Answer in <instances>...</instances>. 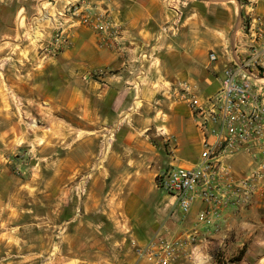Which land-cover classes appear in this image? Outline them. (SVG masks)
Wrapping results in <instances>:
<instances>
[{
    "label": "crops",
    "instance_id": "0c3cea01",
    "mask_svg": "<svg viewBox=\"0 0 264 264\" xmlns=\"http://www.w3.org/2000/svg\"><path fill=\"white\" fill-rule=\"evenodd\" d=\"M73 1L57 0V12ZM244 1L264 15V0ZM110 11L121 36L109 39L90 26L71 25L69 46L34 75L31 89L36 93L31 90L30 96L45 112L78 109L93 124L113 117L133 155L112 157L95 171L84 207L75 212L71 207H0V264H153L139 251L155 237L187 243L193 233L199 239L198 261L210 256L208 264H262L263 187L248 207L227 211L226 223L217 231L198 223L205 207L201 200L185 216L176 197L155 183L164 172L161 165L190 169L199 162L203 134L189 106L175 100L174 90L188 84L201 100L219 90L221 73L234 60L243 1H192L178 29L172 27L175 14L168 0H113ZM211 53L216 62L210 61ZM103 109H109L105 116ZM30 136L18 120L3 118L1 149L21 146ZM232 165L238 175L250 166L247 156L235 158ZM10 224L13 234L6 230ZM48 227L65 228L56 243L58 253L53 237L37 231ZM231 258L237 261L231 263ZM175 264L190 261L182 256Z\"/></svg>",
    "mask_w": 264,
    "mask_h": 264
},
{
    "label": "built area",
    "instance_id": "2783aa9c",
    "mask_svg": "<svg viewBox=\"0 0 264 264\" xmlns=\"http://www.w3.org/2000/svg\"><path fill=\"white\" fill-rule=\"evenodd\" d=\"M168 1L175 14L172 27L178 29L189 0ZM112 2H69L60 14L69 21L60 23L55 53L69 46V28L77 22L106 38L120 37L119 28L110 19ZM232 52L234 60L223 69L220 88L214 95L201 100L188 84L175 88V100L189 106L203 134V150L194 167L164 171L158 185L176 197L185 216L193 203L201 200L205 207L197 216L198 223L217 231L226 223L227 211L248 207L264 188V15L257 14L251 4L245 8ZM217 60V55L211 53L210 61ZM239 156H247L250 164L242 175L236 174L232 165ZM198 241L197 233L191 234L187 243L158 235L140 249L139 255L153 264H175L182 256L190 264H208L212 261L210 256L196 259L200 252Z\"/></svg>",
    "mask_w": 264,
    "mask_h": 264
},
{
    "label": "rangeland",
    "instance_id": "374dc122",
    "mask_svg": "<svg viewBox=\"0 0 264 264\" xmlns=\"http://www.w3.org/2000/svg\"><path fill=\"white\" fill-rule=\"evenodd\" d=\"M192 1L195 0L189 3ZM242 1L246 8L249 3ZM56 3L57 0H0V132L6 118L12 123L18 120L31 134L27 142L16 148L1 149L0 139V207H71L75 212L84 207L95 171L108 166L112 157L133 155L127 147L125 131L116 128L113 117H102L104 120L93 124L78 109L45 112L37 105L40 101L31 98V90L36 93L35 88L31 89L32 78L35 80L45 63L63 51L54 50L62 23ZM22 8L27 11L20 14ZM188 9L189 4L184 11ZM17 15L18 20L14 21ZM185 18L186 12L183 21ZM7 26L10 30H5ZM108 110L103 109V116ZM161 170L170 168L161 165ZM160 174L155 179L157 186ZM109 186L107 181L106 193ZM58 213L54 214L55 220ZM6 230L15 232L13 224ZM37 231L53 237L56 247L65 228ZM58 250L59 246L55 253Z\"/></svg>",
    "mask_w": 264,
    "mask_h": 264
}]
</instances>
